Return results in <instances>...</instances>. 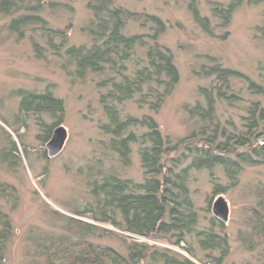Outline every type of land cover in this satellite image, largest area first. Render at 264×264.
<instances>
[{"label": "rangeland", "instance_id": "374dc122", "mask_svg": "<svg viewBox=\"0 0 264 264\" xmlns=\"http://www.w3.org/2000/svg\"><path fill=\"white\" fill-rule=\"evenodd\" d=\"M97 1L40 0L38 13L49 28L66 31L68 46H90L92 40L87 28L94 17L89 4ZM109 1L114 7L135 13L136 16L125 22L123 33L126 35L154 33L155 23L148 16L157 17L164 25L158 42L172 53L179 71L178 83L157 111L151 109L150 104H139L137 96L120 104L122 117L154 119L169 145H178L176 151L165 155L164 163L167 167L177 163L176 171L187 168L198 228H211L228 237V251L222 264H264V240H258L252 233L254 215L264 213L263 208H258L264 187V162L242 164L235 183L219 166H214L212 171L192 168L195 155H200V148H206L203 138L210 129L188 111L196 103L205 105L200 88L212 87L215 80L214 76H205L202 67L212 63L237 70L264 88V36L261 32L264 0H239L229 24L224 26L221 19L213 16L212 8L225 7L236 0H196L200 14L209 19L212 35L194 21L188 8L190 0ZM34 12L36 10L31 13ZM26 13L30 12L0 13V182L13 186L17 196L0 199L13 226L6 264H46V248L60 240L79 238L78 227L70 219L93 226L94 231L86 235L89 241L111 247L125 257L132 242L148 245V253L137 264H163L153 258L155 253L178 259L186 257L197 264H216L214 258L219 252L199 248L190 234L177 244L178 237L174 235L138 236L110 222H96L91 218L89 209L101 216L96 199L90 193L94 183L107 175L135 182L145 180L140 145L130 146L125 161L112 149V136L103 129L108 118L100 98L110 87L104 84L113 77L110 68L107 66L98 73L86 71L78 76L72 62L63 55L65 48L58 55L43 50L45 58H37L33 42L44 44L41 32L30 27L19 36L18 32L9 30L10 21ZM127 59L130 61L124 59L122 64L128 67L125 74L129 76L134 57L130 55ZM231 84L240 93L239 98L216 100L215 121L226 131L239 132L249 106L253 102L264 105V93L252 92L240 79ZM47 88L64 103L57 126L67 131L62 151L52 158L48 156L46 145L57 127L53 125L57 119L22 112L18 95L19 90L39 93ZM155 100L153 96L149 98L150 103ZM48 126H53L49 137L45 132ZM224 139L218 136L217 141ZM210 151L213 155L219 154L214 149ZM220 190L224 192L219 193ZM220 197L229 210L227 221L222 225L212 211Z\"/></svg>", "mask_w": 264, "mask_h": 264}, {"label": "trees", "instance_id": "16d2710c", "mask_svg": "<svg viewBox=\"0 0 264 264\" xmlns=\"http://www.w3.org/2000/svg\"><path fill=\"white\" fill-rule=\"evenodd\" d=\"M31 3L38 4L33 6ZM39 3L40 0H0V13L11 14L18 10L30 12L13 18L9 23V30L18 32L21 36L26 28L38 29L44 44L33 42L37 58H45L43 50L58 55L65 48L63 55L72 62L78 76L86 71L98 73L108 66L113 77H109L107 83H104L110 84V87L100 98L108 118L103 129L112 136V149L119 152L125 161L130 146L140 145L139 154L145 180L135 182L132 179L107 175L100 182L94 183L90 193L96 199L101 216L98 217L93 213L94 210L89 209L91 218L96 222H110L115 227L138 236L150 238L154 235H174L178 237L177 244L190 234L199 248L219 252L214 259L216 264H222L221 260L228 251V237L211 228H198V215L187 183V168L176 171L177 163L173 167H167L164 163L165 155L176 151L178 145H169L154 119H138L132 115L122 117L119 109L124 100L136 99L138 96L139 104H150V108L157 111L178 83L179 71L173 55L158 42L159 33L164 30L163 23L157 17L148 16L155 23L154 33L126 35L123 33L125 22L136 16L135 13L114 7L109 0H98L96 4H89L94 17L87 28L91 45L68 46L66 31L47 26L38 13ZM238 3L239 0H236V3L231 2L225 7H213V16L222 20V26L228 25ZM188 8L194 21L203 31L212 35L209 19L200 14L196 0H190ZM35 10L36 12L31 13ZM261 32L264 36V26ZM141 50L144 51L141 53ZM130 55L134 59L128 76L125 74L128 67L122 62L124 59L130 61L127 59ZM202 68L205 76H214L215 85L210 88L201 87L200 93L204 95L205 105L196 103L188 111L190 115L202 120L209 127L210 133L203 138L206 148H200V155H195L191 167L212 171L214 166H219L231 182L235 183L243 168L242 164L257 165L264 162V105L253 102L243 118L240 131L232 132L220 128L219 121H215V101L239 98L240 93L231 84L233 80L246 82L248 89L256 94H263L264 88L241 72L221 67L218 63ZM18 95L22 112L46 114L51 119H57L53 123L56 126L61 121L64 103L49 88L39 93L19 90ZM152 96L156 99L155 103L149 102ZM52 128L53 126L47 127L46 136H50ZM218 136L225 139L218 142ZM211 149L219 154H211ZM15 191L13 186L0 182V199L5 196L17 198ZM261 195L258 208L264 209V187ZM4 208L0 202V264H6L8 244L13 235L12 221ZM260 212L262 214L256 213L253 217L252 233L258 240L263 241L264 213ZM70 221L78 227L79 238L60 240L46 248V264H137L148 253V245L132 242L128 246L129 254L125 257L111 247L89 241L86 235L94 231L93 226L82 224L76 219ZM219 224L222 225V222ZM186 250L195 257L188 246ZM153 258L163 264H197L189 258L178 259L165 253H155Z\"/></svg>", "mask_w": 264, "mask_h": 264}, {"label": "water", "instance_id": "95a60500", "mask_svg": "<svg viewBox=\"0 0 264 264\" xmlns=\"http://www.w3.org/2000/svg\"><path fill=\"white\" fill-rule=\"evenodd\" d=\"M67 139V131L63 126H57L52 134L51 139L47 143L48 156L50 158L57 156L63 149L65 141ZM212 211L215 217L220 222H226L228 217V205L225 200L220 197L218 198L212 207Z\"/></svg>", "mask_w": 264, "mask_h": 264}]
</instances>
